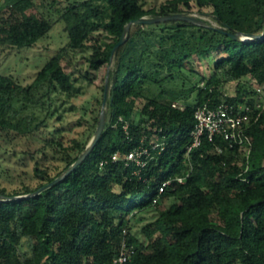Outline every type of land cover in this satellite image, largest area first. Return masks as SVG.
I'll return each mask as SVG.
<instances>
[{
    "label": "trees",
    "instance_id": "trees-1",
    "mask_svg": "<svg viewBox=\"0 0 264 264\" xmlns=\"http://www.w3.org/2000/svg\"><path fill=\"white\" fill-rule=\"evenodd\" d=\"M149 1L72 0L60 15L68 42L32 82L0 72V151L5 142L36 134L44 158L50 152L59 160L41 162L28 149L36 183L0 185V264H111L123 230L133 247L127 264H264V38L254 37L264 33V0ZM194 7L211 8L218 25L202 19L132 23L112 53L129 21L189 15ZM51 27L35 0H0L6 53L31 47ZM237 33L253 37L236 39ZM85 48L90 70H107L97 109H90V119H78L85 128L65 143L62 130L48 123L58 112V96L89 77L68 71L64 52ZM195 59L206 63L207 74L195 68ZM232 82L235 93L229 94L225 86ZM105 93V128L91 151L60 182L40 190L86 151ZM219 103L253 107L248 157L204 138L187 162L194 110ZM139 146L150 149L145 166L111 160ZM187 174L184 183L158 195L165 179ZM168 195L176 200L157 209ZM150 211L152 218L141 224Z\"/></svg>",
    "mask_w": 264,
    "mask_h": 264
},
{
    "label": "rangeland",
    "instance_id": "rangeland-1",
    "mask_svg": "<svg viewBox=\"0 0 264 264\" xmlns=\"http://www.w3.org/2000/svg\"><path fill=\"white\" fill-rule=\"evenodd\" d=\"M35 0V10L43 12L52 22V27L46 35L41 37L31 47L15 49L9 53L0 48V72L10 74L19 80L22 84L27 85L32 82L35 73L42 65L54 54L59 52L68 42V34L65 30V23L60 18L64 5L72 0ZM156 0H150L151 4ZM198 12L194 7L192 15L198 19L206 20L213 25H218L210 15L211 8H203ZM89 49H81L73 51L66 49L64 52L62 63L68 71H73L76 75H89L88 78H82L71 94H61L57 98L55 108L58 109L57 114L50 118L48 126L52 128H60L64 135L63 141L68 143L73 137H78L80 132L85 128V124H79L77 121L82 116L90 119V109L96 108V98L101 97V86L104 83V76L107 66H102L97 71H92L86 61L89 55ZM194 66L203 73H208L206 63L201 59H195ZM248 80L244 78L243 81ZM255 83L254 80H251ZM236 82L226 84L225 91L229 94L235 93ZM264 97V89L262 94ZM143 102L138 103V109L141 108ZM102 107V106H101ZM90 142L88 143L89 146ZM43 140L38 135L26 137H18L14 142H5L4 150L0 151V185L6 186L8 189L20 188L23 184H35L36 179L33 176L32 168L34 161L30 155L25 152L35 151L36 157L41 162L59 163L58 159L52 160V155L47 150V157L44 158L41 149ZM87 146V147H88ZM5 149L7 153H5ZM16 153V154H15ZM14 154V155H13ZM23 158V159H21ZM26 163V166L23 165ZM176 199L173 196H165L161 198V203L157 209L165 207L173 203ZM153 212L145 213V218L140 221L141 224L152 218Z\"/></svg>",
    "mask_w": 264,
    "mask_h": 264
},
{
    "label": "built area",
    "instance_id": "built-area-1",
    "mask_svg": "<svg viewBox=\"0 0 264 264\" xmlns=\"http://www.w3.org/2000/svg\"><path fill=\"white\" fill-rule=\"evenodd\" d=\"M172 105L177 104L174 102ZM259 106L260 104L256 105L257 108ZM252 110L253 107L248 103H219L215 106L207 104L197 106L193 114L195 124L191 131L192 140L185 150V160L187 162L190 160L191 152L201 146L204 138H207L208 141L217 139L225 142L227 148L237 147L248 157L252 145V137L248 133ZM124 129H127V124L124 125ZM152 147L163 149V145L159 142H154ZM214 149L221 153L224 146L217 142ZM110 157L113 161L121 160L125 163L133 161L136 165L143 167L146 165L147 159L151 157V153L148 147L139 146L124 154L116 152ZM188 175H176L174 178L165 179L159 186L158 195L161 196L168 189H174L176 184L184 183ZM126 235V230H123L118 254L111 264H127L129 262L133 247L128 243Z\"/></svg>",
    "mask_w": 264,
    "mask_h": 264
},
{
    "label": "water",
    "instance_id": "water-1",
    "mask_svg": "<svg viewBox=\"0 0 264 264\" xmlns=\"http://www.w3.org/2000/svg\"><path fill=\"white\" fill-rule=\"evenodd\" d=\"M163 20H186V21H190V22H194V23H200L201 19H198L192 15H188V14H182V13H176V14H170V15H165V16H160V17H141L135 20H131L128 22V24L126 25L122 36L120 38V40L115 44L112 53H114L115 49L120 46L121 44H123L125 42V40L128 37V31H129V26L132 23H154V22H159V21H163ZM234 38L238 39H248V37H253V36H247V35H243L240 36L238 33L233 35ZM254 37H258V38H264V33L258 36H254ZM105 101H106V93L104 95V100H103V104L100 110V115H99V123L98 126L96 128V132L95 135L93 136V138L90 141L89 146L87 147L86 151L73 163V165L65 172L63 173L61 176L57 177L56 179H54L52 182L46 184L45 186L41 187L40 190H43L49 186H53L55 184H57L58 182H60L69 172H71L83 159L84 157L91 151L93 145L97 142V140L99 139L101 133L103 132L104 128H105ZM26 196H17L16 198L21 199ZM2 199V196L0 195V200Z\"/></svg>",
    "mask_w": 264,
    "mask_h": 264
}]
</instances>
